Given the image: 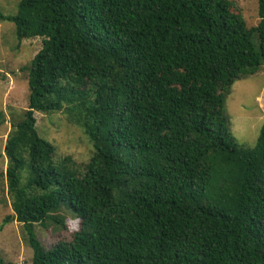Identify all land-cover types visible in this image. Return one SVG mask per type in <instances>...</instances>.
<instances>
[{
  "label": "trees",
  "instance_id": "1",
  "mask_svg": "<svg viewBox=\"0 0 264 264\" xmlns=\"http://www.w3.org/2000/svg\"><path fill=\"white\" fill-rule=\"evenodd\" d=\"M258 15L249 28L230 0H22L16 16L0 12L20 43L43 39L6 145L4 225H23L32 264H264V127L243 148L226 113L233 86L264 66V0ZM62 111L93 144L84 172L37 131L36 113ZM46 224L67 231L50 248L36 233Z\"/></svg>",
  "mask_w": 264,
  "mask_h": 264
},
{
  "label": "rangeland",
  "instance_id": "2",
  "mask_svg": "<svg viewBox=\"0 0 264 264\" xmlns=\"http://www.w3.org/2000/svg\"><path fill=\"white\" fill-rule=\"evenodd\" d=\"M21 1L0 0V12L8 17L16 16ZM230 1L249 28L258 26L259 0ZM252 40L260 53L258 35L254 34ZM42 47V38L27 39L20 43L15 25L0 21V257L5 263L32 264L33 251L26 241L23 225L16 220L4 225L8 217L15 216L7 180L9 160L6 145L16 124L24 120V113L29 106L28 73L23 69L31 66ZM226 113L237 143L246 149L255 148L264 127V66L233 86L227 98ZM35 118L40 137L55 148V161L71 158L73 169L84 172L94 147L84 131L69 121L67 112L36 113ZM62 214L67 218L68 231H78L79 220L67 212ZM65 232L52 224L36 226L37 236L47 248Z\"/></svg>",
  "mask_w": 264,
  "mask_h": 264
}]
</instances>
